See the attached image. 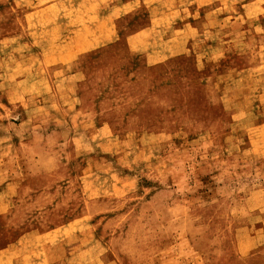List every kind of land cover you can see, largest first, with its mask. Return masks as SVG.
<instances>
[{"label":"rangeland","instance_id":"rangeland-1","mask_svg":"<svg viewBox=\"0 0 264 264\" xmlns=\"http://www.w3.org/2000/svg\"><path fill=\"white\" fill-rule=\"evenodd\" d=\"M11 251L264 264V0H0Z\"/></svg>","mask_w":264,"mask_h":264},{"label":"crops","instance_id":"crops-1","mask_svg":"<svg viewBox=\"0 0 264 264\" xmlns=\"http://www.w3.org/2000/svg\"><path fill=\"white\" fill-rule=\"evenodd\" d=\"M14 254L15 253L12 251L4 254L2 257H0V262L4 261L3 259H7L8 261H4V263H2V264H19L16 261V257Z\"/></svg>","mask_w":264,"mask_h":264}]
</instances>
